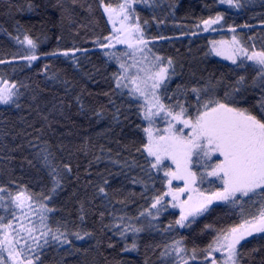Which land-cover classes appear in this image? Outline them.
<instances>
[{"label": "trees", "instance_id": "1", "mask_svg": "<svg viewBox=\"0 0 264 264\" xmlns=\"http://www.w3.org/2000/svg\"><path fill=\"white\" fill-rule=\"evenodd\" d=\"M218 2L132 3L134 21L140 24L148 48L165 63L169 58L173 60L177 75L168 82L167 95H172L177 84L191 87L220 81L217 94L223 96V85L233 83L241 75L251 85L256 76L254 66L246 61L239 68L215 59L210 55L209 44L236 36L250 52L264 50V0H241L243 6L239 9ZM109 4L113 8L120 0H0V60L5 61L0 63V79L15 84L18 93L15 103L0 105V187L13 194L26 189L35 197L36 208L38 202H43L55 209L47 213V223L53 229L61 226V231L69 233H93L84 240L69 236L71 245L51 242L43 250V264H179L174 252L161 256L165 246L176 240H182L180 246L188 249L181 255L189 264H209L199 251L197 259L191 260V249L206 248L217 234L215 230L241 223V208L245 215L254 213L259 198L256 205L246 200L237 205H213L181 228L175 225L178 212L170 208L165 197L164 210L156 219L143 216L127 221L144 229L135 234L138 247L133 252L122 251L125 243L131 245L133 233L129 232L125 241L113 235L116 228L109 231L104 227L122 223L117 219L122 215L139 217L154 195L167 191L163 170H151L152 179L146 174L150 166L145 162L147 154L142 152L147 143L142 104L115 87L113 73L119 71L118 67L104 55L105 48L101 46L107 44L104 38L111 34L102 11ZM217 14L223 17L217 31L197 35L202 21ZM25 35L37 43L39 58L30 66L22 59L28 46L19 43ZM65 51L68 56L62 55ZM52 52L57 55H46ZM260 94L259 87L248 88L246 101L240 106L254 105ZM161 99L165 104L175 103L163 94ZM188 100L194 101L195 97L189 95ZM45 149L51 153L52 167L65 176L62 188L51 200H43L41 195H47L52 187L50 168L40 162ZM133 161L143 165L144 171L132 166ZM64 164L71 167L70 173L63 169ZM164 165L171 167L167 162ZM134 177L143 183H132ZM101 186L108 192L107 199L98 194ZM219 186L218 181L200 185L212 191ZM8 192L0 193L5 197V201H0V216L5 217V223L11 218L2 206L8 203ZM101 212L105 213L103 218ZM109 243L114 246L109 248ZM241 245L240 264H264V233L246 237ZM2 255L7 260L6 253Z\"/></svg>", "mask_w": 264, "mask_h": 264}, {"label": "snow or ice", "instance_id": "2", "mask_svg": "<svg viewBox=\"0 0 264 264\" xmlns=\"http://www.w3.org/2000/svg\"><path fill=\"white\" fill-rule=\"evenodd\" d=\"M73 2L75 3V0ZM101 2L103 3V0ZM136 2L138 0H125L118 9H113L110 4L104 7L115 35L105 37L108 43L101 46L112 48V40H115L116 43L124 44L131 50L123 53L124 56L132 57L131 64L122 61L115 53L105 52L104 55L109 59L115 57L118 63L119 71L113 73L115 87L121 91L127 89L128 95L133 99L143 97L144 103L148 105L146 110L144 105H141V115L148 121V126L143 129L147 143L142 147V152L147 154L145 162L150 166L146 174L149 179H152L151 170L157 172L163 170L164 176L167 177L168 191L154 195L152 203L140 212L139 217L126 218L122 215L117 218L122 223L104 227L109 231H112L113 227L116 228L117 231L113 232V235H119L125 241L128 233H133L131 245L125 243L122 249L124 252H133L137 251L138 247L135 234H139L144 229L134 227L127 221L139 220L143 216L156 219L164 210L166 196H170L173 201L171 207L180 209V216L175 221V225L181 228L188 226L186 221L191 223L189 217L194 218L208 211L213 201L237 205L246 200L256 205V198H259L258 207L254 213L245 215L244 209L241 208V223L215 230L217 234L206 248L191 249V260L197 259L198 251L204 253L205 260L209 259L213 252H220L222 259L218 261L212 258L211 264H240L242 254L238 246L242 247L241 241L253 233H264V50L250 52L245 43L236 36H233L230 43L219 42L226 45L223 48L215 47L217 42L213 41L212 52L230 60L237 67L243 68L245 61L252 62L256 76L251 85L248 84L246 77L241 75L233 83L223 85V96L217 94V88L221 86L220 81L216 84L191 87L177 84L172 95H167L168 82L177 75V72L173 67L172 59H167L165 63L164 58L154 53L152 63L145 66L149 61L145 49L148 53L152 50L148 48V41L144 39L140 24L128 23L131 4ZM144 2L147 3V0ZM219 2L237 9L243 6L241 0H219ZM116 17H120L118 28L115 26ZM222 19V15L217 14L215 18L203 20L205 31ZM229 31L235 32V29L230 28ZM19 43L28 46L29 51L22 59L28 61L30 66L32 61L39 58L36 54L37 43L27 35ZM137 54L139 59H136ZM46 55L55 56L57 53L52 52ZM62 55L68 56L69 52L65 51ZM0 63L5 61L0 60ZM133 68L136 69L135 73L131 71ZM250 87H259L261 93L259 99L254 105L240 106L242 101H246V93ZM15 88L16 85L13 84L10 88L0 89V105L15 103L13 98L18 96ZM158 90H162V93L158 94ZM162 94L166 95L168 100L174 99L175 103L162 102ZM189 95L194 96L195 100L190 102ZM116 111L119 112V109ZM161 113H163L162 117ZM156 117H161L167 123L162 131L153 129ZM137 151L140 152L141 149ZM43 152L40 162L50 168L52 187L47 195H41L43 200H51L52 196L62 188L65 176L63 171L52 167L49 159L51 153L46 149ZM40 155L37 153V156ZM166 160L171 161V164L175 166L174 170L164 165ZM29 163L31 164V161ZM132 166L140 167L144 171L143 165H138L135 161ZM63 169L68 173L72 171L68 164H64ZM208 178H214V180ZM173 180L183 181V187L173 188ZM216 181L220 186L215 191L200 187L204 183L214 185ZM104 183L107 184V181L105 180ZM132 183L139 184L143 181L134 177ZM147 190L145 186V192ZM5 192L8 190L0 187V193ZM185 193L188 194L187 198L180 199L181 194ZM98 194L105 199L108 198V192L103 186L98 188ZM7 200L8 203L2 206L11 218L5 223V217L0 216V264H8L9 261L11 264H36L38 261L43 264L41 261L43 250L51 242H56L57 245H71L69 236L75 237L76 240H84L93 235L90 231H85L82 235L79 231L71 233L61 231V226L51 228L47 223L49 219L47 213L55 209L49 208L43 202H38L39 207L34 208L33 205L37 201L26 189L21 188L15 194L8 192ZM0 201H5L3 195H0ZM116 202L124 204L125 200ZM153 209L155 212L152 211ZM37 212H39L38 224L31 218ZM83 213L84 207L81 204V220L84 219ZM104 215V212L100 213L101 218ZM63 227L66 228V225ZM168 227L171 229L173 225L170 224ZM181 244L182 240H176L171 245H166V251L161 252V256H168L174 252L179 257V264H189L188 259L181 255V253H187L188 249L181 247ZM113 246L112 243L108 244L109 248ZM4 252L8 254L7 260L2 255Z\"/></svg>", "mask_w": 264, "mask_h": 264}, {"label": "rangeland", "instance_id": "3", "mask_svg": "<svg viewBox=\"0 0 264 264\" xmlns=\"http://www.w3.org/2000/svg\"><path fill=\"white\" fill-rule=\"evenodd\" d=\"M125 2V0H120V4H122V3H124ZM218 3H220V2H218ZM119 4V5H120ZM221 4V3H220ZM119 5L118 6H114L113 7V9H118V7H119ZM221 5H227V6H229L228 4H221ZM104 7L105 6H103V8H102V11H103V13H104V15H105V19L107 20V22H108V24H109V29H110V31H111V34H110V36L109 37H111V36H114L115 35V33H113V25L111 24V23H109V21H108V15H107V13H105L104 12ZM132 8H133V4H131V14H130V19H129V21H128V23H135V21H134V18H133V14H132ZM119 19H120V17H116V20H117V23H116V27L118 28V27H120V24H119ZM221 23V21L219 22V23H217V24H214V25H211L210 26V28L207 30V31H205V26H204V24L202 23L198 28V30H197V35H204V34H208V33H214V32H216L217 30H216V28H217V26L219 25ZM233 38V37H232ZM232 38H230L229 40H224V41H227V42H231L232 41ZM221 41H223V40H221ZM221 41H217V43L215 44V47H217V48H223V47H226V45H222V44H220L219 42H221ZM108 43V42H107ZM112 44H113V47L112 48H105L104 50H105V52H109V53H115L117 56H120V58H121V60L122 61H124V62H126V63H129V64H131V63H133V59H132V57H130V56H124L123 55V53H125V52H130L131 50L130 49H128L127 48V46L126 45H124V44H118V43H116L115 42V40H112ZM210 45V55H212L215 59H218V60H220V61H223V62H225V63H228V64H232V62L230 61V60H227V59H224L223 58V56H217L214 52H212V48H213V43H210L209 44ZM149 47V46H148ZM145 52L147 53V55L149 56V61H148V63H147V65H145L146 67L147 66H149L151 63H152V61L154 60V56H153V53L151 52V53H148L147 52V49H145ZM109 58V57H108ZM140 57H139V54H137V57H136V59H139ZM112 60H113V62L116 64V66L118 67V63H117V61H116V58L115 57H112L111 58ZM248 64H251V65H253L252 64V62L251 61H246ZM118 70H119V67H118ZM131 71L133 72V73H135L136 72V69L135 68H133V69H131ZM141 75H143V73L141 74ZM11 85L12 84H9V83H7V82H4V81H1V79H0V89H5V88H10L11 87ZM121 90V89H120ZM123 91H126L127 93H128V90L127 89H123ZM158 94H159V90H158ZM14 99V98H13ZM136 100L137 101H139L142 105H144V109L146 110L147 109V107H148V105L147 104H145L144 103V98L143 97H138V98H136ZM11 104V103H10ZM9 105V104H8ZM2 107L4 106V105H1ZM163 116V113H161V117ZM161 117H156L155 118V123H154V125H153V129L155 130V129H159V130H163L166 126H167V123H166V121L164 120V119H162ZM145 120V119H144ZM145 123H146V127L148 126V121L147 120H145ZM177 127H181L180 125H177ZM147 142V141H146ZM165 162H167V163H169L170 164V166H171V168L174 170V168H175V166L174 165H172L171 164V161H165ZM167 183V182H166ZM172 187L173 188H175V187H183V181H178V180H173L172 181ZM167 191H168V185H167ZM187 195L188 194H181V196H180V199H186L187 198ZM167 198H168V200L170 201V208L173 210V211H176V212H178V214H179V216H180V209L177 207V208H173V207H171V204L173 203V201L171 200V197L170 196H166ZM222 203H225V202H222V201H213V203L211 204V205H209V207H208V209L211 207V206H213V205H216V204H222ZM33 207L34 208H36L34 205H33ZM31 215V214H30ZM38 217H39V212H37L35 215H32V220H34V221H36V223L38 224L39 223V219H38ZM197 217V216H196ZM193 217H189V220L190 219H192ZM195 218V217H194ZM185 223H187V221L185 222ZM254 234H256V233H253L252 235H254ZM251 235V236H252ZM249 238H250V236H249ZM6 253V255H7V257H8V254H7V252H5ZM212 258H216L218 261L219 260H221L222 259V254L220 253V252H213L212 254H211V257L209 258V259H207L206 261H208L209 262V264H211V259ZM8 264H11V261H9V263Z\"/></svg>", "mask_w": 264, "mask_h": 264}]
</instances>
